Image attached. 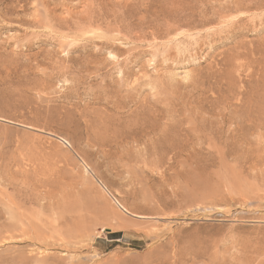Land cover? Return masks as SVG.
Returning a JSON list of instances; mask_svg holds the SVG:
<instances>
[{
	"label": "rangeland",
	"instance_id": "1",
	"mask_svg": "<svg viewBox=\"0 0 264 264\" xmlns=\"http://www.w3.org/2000/svg\"><path fill=\"white\" fill-rule=\"evenodd\" d=\"M0 264H264V0H0Z\"/></svg>",
	"mask_w": 264,
	"mask_h": 264
},
{
	"label": "bare ground",
	"instance_id": "2",
	"mask_svg": "<svg viewBox=\"0 0 264 264\" xmlns=\"http://www.w3.org/2000/svg\"><path fill=\"white\" fill-rule=\"evenodd\" d=\"M179 146H180V145H179ZM179 146H175V145L173 146V145H170V148H171V149H172V148H173V149H176L177 147L179 148ZM149 150H150V149H149ZM149 150H148V151H149ZM152 150H153V149H152ZM150 151H151V150H150ZM154 151H156V148H154ZM120 206H121V205H120ZM123 209H124L125 211H127L124 207H123Z\"/></svg>",
	"mask_w": 264,
	"mask_h": 264
}]
</instances>
